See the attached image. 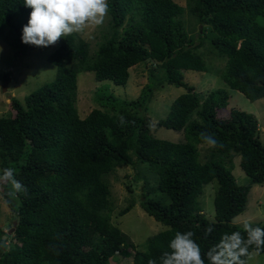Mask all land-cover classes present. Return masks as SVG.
Listing matches in <instances>:
<instances>
[{
  "label": "trees",
  "instance_id": "1",
  "mask_svg": "<svg viewBox=\"0 0 264 264\" xmlns=\"http://www.w3.org/2000/svg\"><path fill=\"white\" fill-rule=\"evenodd\" d=\"M108 4L110 32H104L97 50L91 54L76 34L63 37L47 58L56 67L53 81L22 102L13 98L12 113L0 117V170L14 168L28 190L12 199L6 196L10 186L0 185V195L14 214L10 235L0 226V238L10 241V251L0 249V264H119L121 258L131 264L156 258L160 264L175 232L189 230L204 253L223 233L243 232L232 220L245 211L251 187L264 182V141L256 118L236 109L219 118L217 112L226 109L230 94L212 91L201 104L194 87L182 78L184 71H208L198 40L206 39L211 53L226 58L218 74L223 83L251 102L264 99V0H187L194 20L189 30L183 7L173 0ZM30 11L24 0H0V41L21 45ZM147 61L155 69L136 100L108 94L99 100L104 110L79 117L80 73L92 72L97 82L124 87L129 69ZM169 74L181 78L186 92L172 102L165 119L153 123L147 106ZM153 127L181 133L182 140L157 139ZM201 132L214 135L223 146L209 147ZM199 145L206 146L205 161ZM236 157L249 179L247 186H239L232 174ZM118 166L140 168L136 178H144L146 191L139 205L164 227L141 249L110 220L106 177ZM214 181V218L209 220L199 199L203 187ZM156 192L167 195L169 203L150 197ZM134 205L131 200L119 215ZM209 224L215 231L204 239ZM253 226L264 228V223Z\"/></svg>",
  "mask_w": 264,
  "mask_h": 264
},
{
  "label": "rangeland",
  "instance_id": "2",
  "mask_svg": "<svg viewBox=\"0 0 264 264\" xmlns=\"http://www.w3.org/2000/svg\"><path fill=\"white\" fill-rule=\"evenodd\" d=\"M184 9L182 19L185 21V29L189 30V25L194 22L187 9V0H173ZM26 21H23L25 24ZM104 32H110L108 28V17L100 26H90L82 33H74L77 38L89 47V52L93 54L99 43L102 41ZM205 37V36H204ZM57 44L48 47H36L24 44L14 45L0 41V117H7L12 113L11 100L13 98L23 101L26 96L38 88L51 83L55 77L56 67L51 65L47 58L60 46L61 40ZM198 39V38H197ZM202 42L200 51L203 53V60L208 71L206 73L184 71L182 78L186 84L194 87L195 92L202 102L212 91L223 89L229 95L226 109L217 112L219 118H227L231 109H236L248 114H252L258 123V135L261 141H264V99L251 102L241 93L231 90L219 77V72L224 69L226 58L218 57V52L211 53V45L208 40L198 39ZM24 50V51H23ZM23 51V52H22ZM219 59H218V58ZM152 69L155 64L151 61L136 65L129 69V79L124 87L115 86L109 81L97 82L92 72H82L77 77V99L76 108L81 119H85L93 109H102L100 98H105L108 94L116 98L133 101L136 100L142 90L149 83ZM160 76V71L155 73ZM168 80L160 87L154 90L152 99L149 101L146 114L153 123L163 120L167 117L170 105L181 94L186 92L185 86H180L181 78L174 74H169ZM8 96H11L8 98ZM205 98V99H204ZM153 136L157 139L177 143L182 140V134L167 130L161 127L151 129ZM201 152V161H205L207 154L206 146H198ZM234 168L232 174L239 186H247L249 179L240 167V158H234ZM142 169V168H141ZM140 168L135 166H118L115 171L106 177L110 187V201L112 212L110 220L120 231L125 234L140 249L144 247L149 237L154 236L164 230L161 223L155 221L143 211L139 203L142 193H145L143 186L144 178H136L140 173ZM149 174H146L147 176ZM143 176V175H142ZM150 176V175H149ZM152 184V179H150ZM130 188L131 193L128 191ZM217 190L216 182H212L203 187L202 195L199 199L200 206L206 218H214V197ZM161 204L167 205L169 198L161 192L150 195ZM134 200V206L125 215L120 216L124 210ZM14 214L6 204V201L0 195V226L7 230L10 222H13ZM248 221L252 224L264 223V182L262 185H253L248 194V200L245 211L232 220V224L242 227L243 222ZM10 235V234H8ZM131 256L134 254L130 252ZM111 264H115L111 262ZM119 264H131L130 259L121 258ZM249 264H264V253L254 256Z\"/></svg>",
  "mask_w": 264,
  "mask_h": 264
},
{
  "label": "clouds",
  "instance_id": "3",
  "mask_svg": "<svg viewBox=\"0 0 264 264\" xmlns=\"http://www.w3.org/2000/svg\"><path fill=\"white\" fill-rule=\"evenodd\" d=\"M24 6L31 11L27 23L22 27L21 40L36 47L52 46L62 37L82 33L90 26H100L109 14L108 0H24ZM119 120L121 124L125 123L123 116ZM200 138L211 148L223 146L207 132H201ZM0 185L10 186L6 196L12 199L28 191L11 167L0 170ZM242 229L243 232L223 233L219 241L204 253L194 239L193 231H176L169 241V250L159 257L160 264H206V261L207 264H249L254 256L264 251V228L245 221ZM214 231L209 224L204 229V239ZM9 245L10 241L0 238V249L10 251ZM147 264H157L156 258H150Z\"/></svg>",
  "mask_w": 264,
  "mask_h": 264
},
{
  "label": "water",
  "instance_id": "4",
  "mask_svg": "<svg viewBox=\"0 0 264 264\" xmlns=\"http://www.w3.org/2000/svg\"><path fill=\"white\" fill-rule=\"evenodd\" d=\"M11 96H8V98H10ZM13 226H16V222H14ZM12 232L10 231L8 234H11Z\"/></svg>",
  "mask_w": 264,
  "mask_h": 264
}]
</instances>
